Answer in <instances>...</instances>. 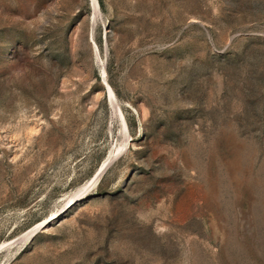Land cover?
<instances>
[{
  "label": "rangeland",
  "instance_id": "1",
  "mask_svg": "<svg viewBox=\"0 0 264 264\" xmlns=\"http://www.w3.org/2000/svg\"><path fill=\"white\" fill-rule=\"evenodd\" d=\"M0 264H264V0H0Z\"/></svg>",
  "mask_w": 264,
  "mask_h": 264
},
{
  "label": "bare ground",
  "instance_id": "2",
  "mask_svg": "<svg viewBox=\"0 0 264 264\" xmlns=\"http://www.w3.org/2000/svg\"><path fill=\"white\" fill-rule=\"evenodd\" d=\"M98 10L96 9V12H97ZM99 13V12H98ZM108 89H110V96L112 97L113 96V91H112V89H111V87L109 86V88ZM113 99V98H112ZM125 124V123H124ZM123 124V125H124ZM107 167H108V165H107ZM101 172H102V168L101 169H99V171H98V173L96 174V177L94 178V180H93V182L94 181H96L99 177H100V175H101ZM94 185V184H93ZM90 186H91V184H90ZM46 223V221L44 222H42L40 225H38L36 228H38V227H42V225H44ZM34 229V228H33Z\"/></svg>",
  "mask_w": 264,
  "mask_h": 264
},
{
  "label": "water",
  "instance_id": "3",
  "mask_svg": "<svg viewBox=\"0 0 264 264\" xmlns=\"http://www.w3.org/2000/svg\"><path fill=\"white\" fill-rule=\"evenodd\" d=\"M77 202H78V200H76L75 203H72L71 205L67 206V207L64 209V212H65L67 209H69L70 207H72L73 204L75 205Z\"/></svg>",
  "mask_w": 264,
  "mask_h": 264
}]
</instances>
